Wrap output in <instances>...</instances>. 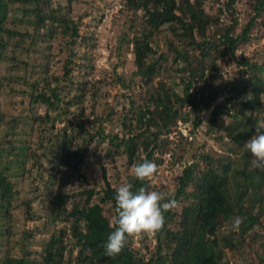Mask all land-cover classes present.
Here are the masks:
<instances>
[{
	"label": "trees",
	"instance_id": "obj_1",
	"mask_svg": "<svg viewBox=\"0 0 264 264\" xmlns=\"http://www.w3.org/2000/svg\"><path fill=\"white\" fill-rule=\"evenodd\" d=\"M72 1L66 0L67 8ZM121 1L126 15L129 16L128 27H133L127 45H131L134 65L132 74L137 76L141 83L142 96L141 103L133 105L135 109L129 120L124 118L122 121L125 130L122 136L112 134L107 137L100 133V139L107 137L103 156H124L126 165L132 168L145 159L156 165L160 164L159 155L165 147L162 135H167L178 120L190 121L193 128L200 127L201 106L208 107L218 94L217 91L225 89L230 92V96L223 100L222 105L226 106L231 102L225 113L232 119L229 125L231 134L227 135L233 146L217 158L207 154L200 155L199 160L206 162L204 168H196L197 161L182 166L176 188L170 193H162L165 196L162 203L175 201V205L164 212V226L153 238L155 244L146 256L131 247L132 238L128 239L118 256L110 258L105 255L104 245L107 237L114 231L112 220L116 216L115 196L118 188L110 186L105 179L104 166L100 163L103 180L100 191H65L64 184L60 181H49L48 184L53 186V189L44 188V195L48 197L50 204L45 220L41 222L40 227L35 225L24 230L18 239L19 254L13 255L10 249L4 251L0 264H264V256L257 255V247L264 252V171L252 167L251 154L244 147L246 141L255 134L257 111L261 105V96L264 95V74H257L255 70L264 71V67L249 63L246 57H234L237 42L247 41L257 22L264 27V0H246L250 12L236 35H232L236 28L235 18L206 34L205 28L212 22L217 23V19L205 12L202 6L204 0ZM223 1L224 11L232 12L236 0ZM12 3H16L22 12L18 18L19 24L31 28L32 35H29L26 29L19 31L16 23L9 24L7 21L8 6ZM48 6L49 0H0V64L8 59L16 61L18 55L29 56L36 39L39 41V38H43L40 30H46L51 37L59 32L63 37H67L66 46L69 45V39L78 37L77 22L65 12L60 13L59 7L53 9ZM139 10L142 12L140 17L136 15ZM163 26H166L169 37L165 44L167 52L171 55L170 61L173 65L184 63L183 66L175 67L176 71L185 76L182 80L179 79L183 85L180 95L162 79L156 80L167 61V56L163 53L154 56L150 40L161 32ZM26 42L27 45L24 44ZM216 42L222 49H218ZM224 55H228L232 61L234 58L236 64L251 71V75L239 76L224 86L209 90L203 100V91H193L192 82L198 81V87L204 89V72L213 70L216 66L215 59ZM15 66L17 64L13 63L10 68ZM67 68L68 66L64 65V75L67 77H53V86L49 85L51 81L46 76L47 68L38 69L33 77L35 82L46 87L36 90V84L26 83L30 90L29 106L40 103L46 110L43 116L35 115L32 120L52 121L53 117L47 113L48 110L55 112L56 116L65 114L67 105L71 102L63 95L67 88L63 84V80L68 78ZM27 71L29 75L35 74L32 66H29ZM76 88L82 93L77 96L78 101L72 99L73 104L81 101L84 90L81 86ZM45 89L46 94L43 92ZM182 107H187L188 111H182ZM29 109L33 108L30 106ZM78 110L80 116L81 106H78ZM190 114L193 115L192 119H189ZM214 115L215 110L212 109L208 125L213 122ZM13 122L14 118L11 123ZM75 127V131L67 133L63 128L60 134L52 133L55 136L47 137V141L59 140V150L52 152H58L55 154L58 165L67 170H74L78 166L86 144L89 143L86 135H81L79 143H71L72 135H79L82 129L79 125ZM49 128L52 129V122ZM84 132L86 134V131ZM237 151L240 160L236 164L233 155ZM156 152L159 155H156ZM31 154L32 163L36 168H40L39 156L42 154L37 157L34 152ZM46 182L47 180L43 179L44 185H47ZM125 183L133 185V192L141 187L155 191L149 180L139 181L134 178L132 172L127 175ZM11 187L12 184L0 174L1 220L8 221L11 216ZM96 197L97 200L94 201L93 198ZM3 199L5 200L2 201ZM23 204L29 207L28 199ZM175 208L178 210L175 211ZM26 214L27 218L33 219L30 211H26ZM227 216L230 218L216 224L220 217ZM233 217L242 218V223L247 224L234 231L231 223ZM56 222H66L67 225L56 232L55 229L52 230L33 255L28 247L29 240L25 242L24 239H30L35 232L48 231ZM0 233L10 235V231L3 229L2 225ZM66 233L71 239V248L67 251L63 242ZM22 240L24 242L20 243ZM72 248L75 249L73 256ZM248 249L251 254L256 255V262L249 258Z\"/></svg>",
	"mask_w": 264,
	"mask_h": 264
},
{
	"label": "rangeland",
	"instance_id": "obj_2",
	"mask_svg": "<svg viewBox=\"0 0 264 264\" xmlns=\"http://www.w3.org/2000/svg\"><path fill=\"white\" fill-rule=\"evenodd\" d=\"M223 2V0H204L202 6L205 12L217 19V23L212 22L205 28L206 34L212 33L217 26L235 18L236 28L232 35H236L245 23L250 12L246 0H236L233 4L234 12H229L230 14L224 11ZM48 7L53 9L59 7L60 13L65 12L77 22L78 37L69 39V45L66 46L67 37H63L59 32L51 37L46 30H40L43 38H39V41L36 39L37 42L35 41L32 45L29 56L18 55V60L8 59L9 61L0 64V114L3 116L0 118V174L12 184L13 193L9 198L10 219L8 221L0 219L3 229L7 228L10 231L9 236L0 233V260L2 253L8 249L10 253L17 256L19 254L18 239L23 231L35 225L40 227L41 222L45 220L50 204L48 197L44 195V188L51 187L48 184L49 181H60L64 184L65 191L77 192L81 189L100 191L103 186L100 163L104 166L105 179L114 188L124 184L127 175L132 172V167L126 165L124 156H103L108 135L115 134L120 137L125 133L122 121L124 118L129 120V116L135 109L133 105L140 104L142 96L141 83L138 77L132 74L134 65L130 52L131 45H127L133 27H128L129 16L126 15L122 1L73 0L67 8L66 0H49ZM21 14L16 3L9 4L7 21L9 24L16 23L19 31L23 32L26 29L29 35H32L31 28L19 24L18 18ZM141 14L140 10L136 11L138 17ZM31 19L33 20V17ZM165 27L163 26L161 32L150 40L154 56L159 53L167 56V61L163 64L162 71L156 80L162 79L176 94L180 95L183 85L179 79L182 80L185 76L176 71L175 67L183 66L184 63L178 62L173 65L170 61L171 55L167 52L165 44L169 37ZM24 44L27 45V42ZM219 45L216 42L220 50L222 46ZM234 57H246L249 63L264 67L263 26L257 22L249 33V39L237 42L234 47ZM13 63L17 66L10 68ZM64 65L68 66L69 74L68 78L63 80V84L67 87L63 95L71 101L67 105L65 114L56 116L55 112L48 110L47 113L53 117L52 121L32 120L35 115L43 116L46 110L40 103L31 104L33 109H29L30 90L26 83L36 84V90L46 87L35 82L33 77L41 68H47L46 76L51 81L49 85L53 86V77H67L64 75ZM215 65L213 70L204 72L205 82L200 83L204 89L198 87V81L192 82L193 91L198 93L200 90L203 91V100H205V93L209 90L224 86L239 76L251 75V71L242 69L236 64L234 58L232 61L228 55L217 57ZM29 66L33 67L35 74H28ZM255 73L264 74V71L255 70ZM78 86L84 89L82 99L78 102L79 104H73L72 99L78 101L77 96L82 93L76 88ZM43 92L46 94V89ZM217 93L208 107L201 106L200 127L193 128L190 121L178 120L176 126L172 127L167 135H162L165 147L162 148V154L155 153L161 158V163L157 165L158 171L154 177L149 180V184L155 191L172 192L176 188L177 178L184 164L197 161L196 168H204L206 162L199 160L200 155L207 154L217 158L227 153L228 148L233 146L227 135L231 134L229 125L232 119L225 113L231 102H228L226 106L222 105L223 100L230 96V92L225 89L218 90ZM78 106L82 108L80 116H78ZM212 109L215 110L214 120L208 125ZM182 111L187 112V107H182ZM192 117L193 115L190 114L189 119ZM256 118V125L264 121V95L261 96V105ZM50 122H52L51 130ZM75 125L81 126L82 129L79 135H72L71 143L73 144L74 141L79 143L81 135H86L89 143L86 144V150L81 155L82 160L78 166L74 170H67L58 165V158L55 156L58 152H52L59 150V140L47 141V137L55 136L52 133L60 134L63 128L67 133L75 131L77 130ZM101 132L102 135L107 136L104 140L100 139ZM33 152L35 157L42 154L39 156L40 168H36L32 163L31 153ZM233 156L236 164L239 163L238 151ZM43 179L47 180V185H44ZM27 199L29 207L23 204ZM93 200L96 201L97 197ZM177 210L178 208H175V211ZM26 211L31 212L33 219L27 218ZM229 218L230 216L220 217L216 224ZM235 220L236 217H233L231 223ZM244 224L247 222L241 223L239 227ZM66 225V222H56L48 231L35 232L30 239L25 238V242L29 240L30 252L35 255L52 230L55 229L56 232ZM258 229L262 233V230ZM54 231L53 233L56 234ZM63 242L66 245V251L71 248L68 233L63 237ZM154 244V239L147 237L131 240V247L145 256ZM257 249V255L264 256L261 248L257 247ZM71 251L73 256L75 249L72 248ZM247 252L249 258L256 262V255L251 254L250 249ZM239 264L242 263L239 262Z\"/></svg>",
	"mask_w": 264,
	"mask_h": 264
},
{
	"label": "clouds",
	"instance_id": "obj_3",
	"mask_svg": "<svg viewBox=\"0 0 264 264\" xmlns=\"http://www.w3.org/2000/svg\"><path fill=\"white\" fill-rule=\"evenodd\" d=\"M244 147L251 154L252 167L264 171V121L258 122L255 134L246 141ZM157 171V165L147 159L132 168L134 178L139 181L151 180ZM132 189L131 183H124L116 191V216L112 220L114 231L104 245L105 255L110 258L123 251L129 238L153 239L164 226V212L175 205V201L162 203L165 196L158 191H148L144 187L136 192ZM242 222V218H236L232 230H238Z\"/></svg>",
	"mask_w": 264,
	"mask_h": 264
}]
</instances>
